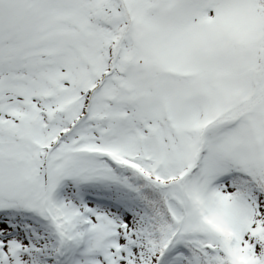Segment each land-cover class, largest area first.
I'll return each mask as SVG.
<instances>
[{
	"label": "snow or ice",
	"instance_id": "obj_1",
	"mask_svg": "<svg viewBox=\"0 0 264 264\" xmlns=\"http://www.w3.org/2000/svg\"><path fill=\"white\" fill-rule=\"evenodd\" d=\"M0 264H264V0H0Z\"/></svg>",
	"mask_w": 264,
	"mask_h": 264
}]
</instances>
